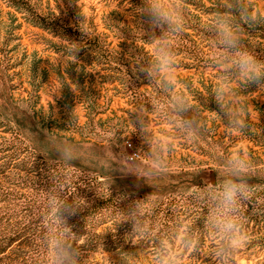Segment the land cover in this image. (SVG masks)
<instances>
[{
  "label": "rangeland",
  "instance_id": "rangeland-1",
  "mask_svg": "<svg viewBox=\"0 0 264 264\" xmlns=\"http://www.w3.org/2000/svg\"><path fill=\"white\" fill-rule=\"evenodd\" d=\"M46 16V23H33L27 14L0 0V123L18 132L33 150L49 159H59L53 145L67 142L77 146L81 160L72 165L103 176L107 187L132 200L153 193L157 199L145 220L171 230L181 215L193 217L194 227L203 229L207 206L185 192L204 187L223 155L243 143L254 164L249 183L255 187L251 198L241 205L249 242L235 264H264V90L253 85L242 91L249 127L239 137L229 135L212 113L217 105L211 98L217 74L211 67L216 51L206 29L209 18L218 10L216 0H185V28L172 37L177 55V79L201 108L203 130L196 140H179L169 156L168 172L151 181L152 186L135 176L108 172L100 162L108 146L117 139L127 144L128 154L143 148L140 137L128 125L134 108L161 98L158 86L142 73H134L132 59L150 56L146 17L139 12L143 0H33ZM254 10L264 15V0H253ZM70 25L77 21L89 29L88 37L64 35L47 25ZM98 35L99 37H95ZM78 42L77 63L67 59V40ZM95 44L103 46L93 48ZM244 44L264 60V22L244 26ZM106 48H108L106 50ZM100 51V53H99ZM112 53L111 60L108 55ZM206 98L208 101L206 102ZM157 127L159 123L157 122ZM121 137H123L121 139ZM112 151L120 148L113 145ZM44 153V154H43ZM111 176V177H110ZM130 242L122 249L92 250L84 253L85 264H125V252L136 253ZM147 249L139 255L148 264ZM128 264H134L128 260ZM188 264H211L201 255Z\"/></svg>",
  "mask_w": 264,
  "mask_h": 264
},
{
  "label": "clouds",
  "instance_id": "clouds-1",
  "mask_svg": "<svg viewBox=\"0 0 264 264\" xmlns=\"http://www.w3.org/2000/svg\"><path fill=\"white\" fill-rule=\"evenodd\" d=\"M185 6V0H143V6L139 7L138 13L146 17L148 31L143 33L149 36L150 56L146 60L132 59V70L155 83L161 98L152 102L150 108L147 105L134 108L128 117L132 131L123 137L136 133L147 151L141 148L128 154L127 141L118 144L116 139L100 161L109 173L131 174L152 186L151 181L168 172L169 156L176 143L181 139L196 140L202 133L201 108L182 90L176 73L177 55L172 37L185 28ZM216 7L218 10L206 24L216 50L211 57V67L217 74L211 98L218 111L212 113L229 135L239 137L249 127L242 91L253 85L257 91L264 90V60L245 46L244 26L264 22V15L254 10L253 0H216ZM66 40L69 62L64 67L78 62L80 50L78 42ZM113 145L120 148L119 153L112 151ZM53 150L66 164L82 158L77 146L67 142L55 143ZM215 170L220 177L217 183L209 182L181 195L182 199L194 196L207 206L202 230L194 227L193 217L184 215L177 218L171 230L148 223L147 212L157 203L153 193L132 200L124 209L118 208L117 226L131 225V231L125 234L126 243L139 250L125 252L128 258L125 264L128 260L141 264L139 255L144 249L150 254L148 264H188L194 255L210 259L211 264H235L250 239L241 205L255 191L248 182L255 168L247 148L240 143L222 156ZM75 193L77 187L71 186L69 179L57 177L43 200L45 211L40 223L44 232V264H85L82 237L73 231L69 218L83 211L88 202ZM127 198L118 196V203Z\"/></svg>",
  "mask_w": 264,
  "mask_h": 264
},
{
  "label": "trees",
  "instance_id": "trees-1",
  "mask_svg": "<svg viewBox=\"0 0 264 264\" xmlns=\"http://www.w3.org/2000/svg\"><path fill=\"white\" fill-rule=\"evenodd\" d=\"M11 2L33 23H46V16L33 0ZM56 24L52 20L47 22L64 35L75 33L87 38L90 34L80 20L75 27ZM97 47L105 49L99 44L93 48ZM110 57L112 53L106 58L111 60ZM57 177L69 179L70 185L77 187L75 195L80 194L88 202L83 211L69 218L73 231L82 237L83 251L123 248L131 225L117 226L116 219L118 208L127 205L118 203L119 193L106 186L103 176L45 157L33 150L18 132L0 123V264H44V232L40 223L45 211L43 200ZM96 192L102 193L101 197Z\"/></svg>",
  "mask_w": 264,
  "mask_h": 264
},
{
  "label": "water",
  "instance_id": "water-1",
  "mask_svg": "<svg viewBox=\"0 0 264 264\" xmlns=\"http://www.w3.org/2000/svg\"><path fill=\"white\" fill-rule=\"evenodd\" d=\"M215 172L214 171H211L210 173V180H211V183H216V178H215Z\"/></svg>",
  "mask_w": 264,
  "mask_h": 264
}]
</instances>
